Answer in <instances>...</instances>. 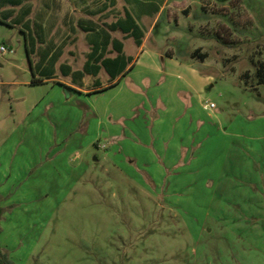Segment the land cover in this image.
I'll return each mask as SVG.
<instances>
[{
	"label": "rangeland",
	"instance_id": "obj_1",
	"mask_svg": "<svg viewBox=\"0 0 264 264\" xmlns=\"http://www.w3.org/2000/svg\"><path fill=\"white\" fill-rule=\"evenodd\" d=\"M130 1L0 0L12 26L0 22L3 254L14 264H264V0H169L163 15L191 14L208 58L195 69L211 78L202 94L219 119L202 131L190 123L189 159L130 148L143 161L127 157L130 140L110 147L113 119L98 116L131 107L135 78L93 91L112 81L104 58L121 45L132 61L139 47L113 29ZM138 1L154 19L164 0ZM36 66L52 79L34 82ZM159 86L126 129L145 133Z\"/></svg>",
	"mask_w": 264,
	"mask_h": 264
},
{
	"label": "crops",
	"instance_id": "obj_2",
	"mask_svg": "<svg viewBox=\"0 0 264 264\" xmlns=\"http://www.w3.org/2000/svg\"><path fill=\"white\" fill-rule=\"evenodd\" d=\"M155 2L151 1L147 4L155 5ZM168 2L169 0H164L160 6L156 5L157 15L154 19L149 16V5H141L138 0H131V6L125 8V11L128 10L131 13L140 27H143L145 19L149 20V26L145 30L142 45L137 48L134 59L128 64L125 72L116 80L111 81L108 87L114 86L105 87V89H116L122 81L133 76L135 86L129 94L132 101L124 102L127 103L126 106L131 104V107L128 110L118 106L117 109L112 110L103 108L98 113L102 119L110 117L113 123L121 121L124 126L126 122H135L141 116L137 109L146 106L145 91L149 90L152 85H160L157 90L158 94H161L157 97L160 101L157 99L152 103L153 107L149 105L145 110L146 116L154 117V121L145 118V122L148 121L145 133H142L143 130L136 133L131 128L126 129V126L123 130L122 124H117L120 128L116 125L112 126L113 123L111 127L109 126L108 145L113 147L116 143L122 144L130 140L133 146L123 145L129 148V154H127L129 159H142V161L148 157L149 159H189L190 149L195 147L194 131L191 132L190 123L195 122L202 131L206 123L211 125L213 115L219 119V114L214 111L217 107L215 109L206 107L212 102H208L202 94L211 78L206 77L201 70L195 69L196 66L207 65L208 58L202 46H195L194 33L187 26L191 14L187 15L188 11L184 8L176 15L171 11L172 17L169 14L163 15L164 10L169 8L167 7ZM164 43L165 48L162 47ZM25 44L27 46L26 37ZM195 51H198V57L193 56ZM31 55L30 60H32ZM47 69L48 67L38 70L36 66L35 78H39V74ZM93 91L99 93L104 90ZM89 92L85 93L94 94ZM142 113L144 114V111ZM116 117L117 120H114ZM133 147L145 149L148 157H143L142 153L134 150L131 151L130 148L134 149ZM151 149H155V152ZM183 151L186 152L183 153ZM192 157L194 158L195 154Z\"/></svg>",
	"mask_w": 264,
	"mask_h": 264
},
{
	"label": "trees",
	"instance_id": "obj_3",
	"mask_svg": "<svg viewBox=\"0 0 264 264\" xmlns=\"http://www.w3.org/2000/svg\"><path fill=\"white\" fill-rule=\"evenodd\" d=\"M125 13H126V17L124 19L118 20L116 22V24L113 26V29L114 30L120 29L125 35L135 37L137 45L141 46L142 42H143V39H144V36H145L144 32H143L142 28L138 25V23L135 21V19L131 15V13L128 10H126ZM0 22L3 23V24L8 25V23H6L2 19H0ZM8 26H11V25H8ZM26 38H27L28 55L30 57V55L32 53V50H30L29 47H28V44H29L30 40H29V37L27 35H26ZM116 49L119 52L117 57H115V58H104L101 61V66L103 68H105V70L108 72V74L110 75L112 81H114L117 78H119L125 72L128 64L131 62V60L126 61L124 56L121 54V45H118V47H116ZM193 56L194 57H198V51H195ZM203 60H204V58H203ZM45 72H43L41 74V77H43V78H41V77L40 78H35L34 77V82L37 83V82H41V81H43L45 79L46 80L52 79L51 76H47L46 78H44ZM257 77L259 79V85H264V62L260 63V65H259V68L257 70ZM112 86H114V85H112ZM112 86L107 87V88H111ZM106 89H103V90H106ZM3 212H4V210L2 208H0V223H1V220H2ZM0 233H1V226H0ZM0 264H14L13 262H11L7 258V256H5L3 254L1 248H0Z\"/></svg>",
	"mask_w": 264,
	"mask_h": 264
},
{
	"label": "built area",
	"instance_id": "obj_4",
	"mask_svg": "<svg viewBox=\"0 0 264 264\" xmlns=\"http://www.w3.org/2000/svg\"><path fill=\"white\" fill-rule=\"evenodd\" d=\"M7 52H8V49L5 46L0 47V53L1 54H6ZM206 107H208L209 109H215L216 108L214 103H208V105Z\"/></svg>",
	"mask_w": 264,
	"mask_h": 264
}]
</instances>
